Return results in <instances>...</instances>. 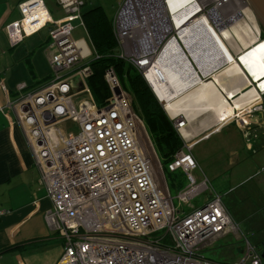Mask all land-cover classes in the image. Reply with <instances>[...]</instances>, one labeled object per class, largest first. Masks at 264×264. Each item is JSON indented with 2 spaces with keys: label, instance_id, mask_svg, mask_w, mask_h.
I'll use <instances>...</instances> for the list:
<instances>
[{
  "label": "built area",
  "instance_id": "2783aa9c",
  "mask_svg": "<svg viewBox=\"0 0 264 264\" xmlns=\"http://www.w3.org/2000/svg\"><path fill=\"white\" fill-rule=\"evenodd\" d=\"M54 1L63 18L53 20L43 0H24L18 5L20 19L6 25L4 32L8 43L17 46L50 26L48 80L33 90L18 85V97L9 107L24 129L51 204L42 218L62 245L56 264H264L260 251L238 238L221 196L206 178L194 176L197 165L191 144H184L164 168L151 158L143 122L112 69L104 74L110 97L102 107L95 104L87 86L89 62L84 63L91 50L84 39L73 38L74 22L85 30V2ZM165 4L121 1L111 21L119 58L148 85L158 62L172 63L174 46L190 76L205 81L180 42L176 28L183 22L174 20ZM189 5L194 13L188 25L204 18L221 37V27L234 17L241 15L234 25L245 20L241 9L247 7L245 0H191ZM260 38L257 31L256 40ZM152 93L167 113L166 103ZM252 113L264 119V105L257 102L235 110L229 121L247 128L245 117ZM168 118L177 132L187 128L181 115ZM67 123L76 125V133L67 129ZM163 172H180L185 179L174 198ZM8 214L0 208V219ZM230 234L243 248L239 259L215 262L205 257L204 252Z\"/></svg>",
  "mask_w": 264,
  "mask_h": 264
},
{
  "label": "crops",
  "instance_id": "0c3cea01",
  "mask_svg": "<svg viewBox=\"0 0 264 264\" xmlns=\"http://www.w3.org/2000/svg\"><path fill=\"white\" fill-rule=\"evenodd\" d=\"M22 1L24 0H0V208L9 213L0 219V264H56L62 255V245L46 228L42 218L51 204L40 184V173L24 129L18 124L14 110L9 107V104L18 97V85H25L27 89L33 90L44 84L50 76L47 55L41 48L47 44L48 37L43 41L36 39V36L43 30L50 29V26L24 39L17 46H11L7 41L4 27L20 19L18 5ZM43 1L53 20L63 18V12L54 0ZM84 2L86 6L91 4V8L96 7L91 0ZM243 22L245 26L254 29V43H257L259 40H256L257 31L254 27L256 23L254 24L247 16ZM229 38H223V41L231 55H227L228 52L225 50L220 55L223 56L222 59L218 56V60L214 66L212 65L211 74L229 67L232 62L240 71L241 79L235 75L237 79L229 78V81L224 83L225 89L233 92L231 97L223 95L225 102L230 105V115L219 119L216 113L211 112L221 103L216 104L210 99L209 95L212 92L207 88L208 80L201 82L197 78L188 87L193 89L190 96L201 106H193L195 109L190 117L181 115L187 121L186 135L181 133V137L192 145L190 154L196 146L207 144L208 152L191 156L199 170L198 178L204 177L208 182L210 178L227 174L238 179L245 168L250 166L245 159L247 157L245 149L251 147L246 134L251 132L255 136L256 133L264 131V119L260 113H256L254 119L250 121L251 125L246 129L237 122L235 124L227 121L231 119L235 110L239 111L249 106V104H244L241 108L235 106V100L238 101L241 94L245 95L252 90L255 93V99H250L253 100V105L257 102L264 105V73L256 71L253 68L254 64L249 71L242 62L244 54L241 56V53L251 49L253 44L248 38L245 39L246 44L238 41L233 37L232 31H229ZM253 77L255 79H252ZM187 99L181 102L183 107L187 105L189 107L190 101ZM182 106L176 107V110ZM208 106L210 109L213 108L210 111L202 109ZM251 139L254 140L255 137ZM219 150L224 152L222 159L212 152Z\"/></svg>",
  "mask_w": 264,
  "mask_h": 264
},
{
  "label": "rangeland",
  "instance_id": "374dc122",
  "mask_svg": "<svg viewBox=\"0 0 264 264\" xmlns=\"http://www.w3.org/2000/svg\"><path fill=\"white\" fill-rule=\"evenodd\" d=\"M91 1H92V4L95 3L96 6L101 7L106 18L109 21H111L114 18L116 11L119 8V5H120L122 0H91ZM238 1H241V0H238ZM91 6H92L91 4L87 5V6L85 5L84 9L85 8L90 9ZM241 10L243 11L244 16H247L250 19H252L254 24L256 23L254 25V27H255L256 31L260 32V35H261L262 28L259 25L255 16L252 15L253 13H252L251 9L249 8L248 4H247V7L244 5ZM232 11L233 10H231V13H232ZM240 17H241V15L234 17V19L237 20ZM234 19H233V21H235ZM233 21H230L224 27H221L222 28L221 30L232 31L233 28L235 27V25L233 24L234 23ZM243 23L244 22L238 24L237 26L244 29L245 25ZM72 25L75 28L73 31V38L74 39H80V38L84 39L85 43L87 44V46L91 50L92 56L88 57L84 61V63H88L91 60H93V58H94L93 49H92L89 37H88L86 31L84 30V28H82L78 22H74ZM188 26H186V28H188ZM196 27H198V29H193ZM196 27H193L192 29H187L188 33L184 34V33L179 32V34H178L181 41L183 42V45L187 51V54L189 56H191V59L196 58L197 56L195 55V52L194 53H191V52L188 53V51H190V48L195 47V51L199 52V50H200L198 48L199 45H201L202 47L204 46L203 48H206L205 45L208 46V44L210 46H212L213 49H207L210 51L211 55H213L219 51H222V52L225 51V50H220V46L224 45V41H223L224 37H220L221 40L218 39L219 41L215 42L213 37H208L207 33H209V29L205 25L200 24L199 26H196ZM253 33L254 32H252L251 36H253ZM206 35H207V37H205ZM48 36H49V29H45L40 33V35L36 36V39H38V40L40 39L41 41H43ZM206 41H208V43ZM258 43H264V40H262L260 38V41H258ZM258 43H256V46L259 45ZM41 48H42V50L44 49L45 55H47V52H46L47 46L42 45ZM204 51H201V52L204 53ZM246 51H248V50H246ZM245 52H242L241 56H242V54H245ZM199 54H201V53H199ZM229 54L230 53H228V55ZM193 61H194V59H193ZM179 74L180 73H178V75ZM212 74H210V75H212ZM210 75H208L205 78V81H207L210 78ZM252 79H255V77H253ZM201 82H204V81L201 80ZM171 84L173 85L174 83H171ZM179 85H180L179 89L177 87H175V85H173L172 87H174V88H171V90H172L171 94L169 92L168 98L164 99L165 102L168 101V104L166 105L165 108H166V110H169V108L171 110L173 108V105H175L173 108L175 110L176 107L182 106L181 105L182 101H186V99L188 98L187 101H190V102H188L189 107H188V105H187V107L182 106L179 109V111H182L187 117L188 116L190 117L192 111L195 109L192 107L196 106V105L201 106V104L197 103L198 101L196 102L192 98V96H190L191 95L190 93L193 92V89L191 90L188 86H182V84H179ZM176 97L179 99H177L176 101H174L172 103L171 99H175ZM213 99L216 101V104L224 102L218 96L214 97ZM252 104H249V106ZM202 109H204V111H208V110L210 111L211 110L209 108V106L206 109L205 108H202ZM164 113H165L166 117L168 118V114L165 111H164ZM208 115H210V114H208ZM255 115H256V113H252V114H249L248 116L245 117V118H247L245 120L247 121L249 126L251 125L250 121L252 120V118L254 119ZM188 119H190V118H188ZM189 121H191V120H189ZM227 121H229V119ZM232 122H234L236 124L235 120H233ZM66 127H67V129H69L73 133H76V131H77L76 125H74L72 123H67ZM242 127H244V126H242ZM144 129H145V135L147 137V140L145 139V142H147V148H148V151H149L151 158H153L154 161H156L155 158L158 159L159 162L161 163V165L164 166L162 163L161 157H159V155L155 152L154 146H153V144H152V142H151V140L147 134L145 125H144ZM176 133L180 137L183 145L186 144V142L183 140V137H181V133H179L177 131H176ZM251 137H255L254 140H256V141L251 139ZM246 139L248 140L249 144H251V147H247V145L245 144V147H247V149L249 150V151H247V149H245L246 150L245 152L247 155V157L245 159L250 166L245 168V171H243L241 173L242 175H240V177L238 179H236L235 176L230 177V175L227 174L224 176L218 175V176L214 177L213 179L210 178L209 182L212 185V187H211L212 190L214 192L220 194L222 204L225 206V209L228 210L232 222L235 224V226H237L238 238L239 237L242 239L245 238L252 247H255L258 251H261L262 250V244H264V131H262L261 133H258V134L256 133L255 136H253L251 134V132H249V137L247 135ZM253 141H254V144H253ZM206 145L207 144L204 143V144H200V145L196 146L194 149H192L191 154H194L196 156L197 154H201L203 152H208ZM202 150H204V151H202ZM212 152H213V155H215L216 157H218V158L220 157L221 159H222V157L224 158V152L223 151L219 150V151H212ZM198 171L199 170L197 169L193 173L196 178H198ZM163 175H164L165 179L163 178L162 175H160L161 182L163 181V179L166 181L169 193H170L171 197L174 198L176 196V193L180 189H182L184 184L186 183L185 179L180 174V172H177L175 174H169L168 172H163ZM178 183H180L181 186L178 185ZM178 186H180L179 189L176 188ZM238 238L236 236H234L233 234H230V236H227L225 238H222V239L216 241L214 243V245H212L210 250L204 252L205 257L210 258V259L214 260L215 262L236 261L237 259L240 258L241 254L243 252V248H242V246L240 244V240Z\"/></svg>",
  "mask_w": 264,
  "mask_h": 264
},
{
  "label": "trees",
  "instance_id": "16d2710c",
  "mask_svg": "<svg viewBox=\"0 0 264 264\" xmlns=\"http://www.w3.org/2000/svg\"><path fill=\"white\" fill-rule=\"evenodd\" d=\"M82 20L95 56L88 64L91 74L87 79L93 101L98 107H102L110 97L104 74L112 69L121 87L127 92L133 109L145 125L155 152L166 166L174 153L183 148L172 123L139 72L119 58L112 23L106 18L102 8L96 6L83 9ZM261 39L264 40V30ZM180 186L176 188L179 189Z\"/></svg>",
  "mask_w": 264,
  "mask_h": 264
},
{
  "label": "bare ground",
  "instance_id": "6f19581e",
  "mask_svg": "<svg viewBox=\"0 0 264 264\" xmlns=\"http://www.w3.org/2000/svg\"><path fill=\"white\" fill-rule=\"evenodd\" d=\"M190 1L191 0H165V3H166L165 6H166L167 12L170 13L171 15H173L172 18L174 20H179L181 23L183 22L182 26H180V24L177 25L176 29H177L178 34H179V32L184 33V34L188 33L187 29H192L193 27L199 26L200 24H203L208 28V26L206 24V19H204V18H202L201 20H199L196 23L189 24L188 28H186V26L189 23L188 19H190L192 17V14L194 13V7L189 5ZM193 29H198V27L193 28ZM232 32H233V37L238 39V41L242 42L243 44L247 43L245 40L246 38L250 39V43L253 44L254 37L251 38L253 31L250 27L245 26L243 29V28H240L239 26L235 25ZM221 33H222V37H224L225 39L229 38V31L222 30ZM207 35H208V37H213L215 42H218L219 40H221L220 39L221 36L217 35L213 31H211L210 29H209V33H207ZM207 35L205 37H207ZM253 35H254V33H253ZM179 39H180V37H179ZM229 39H231V38H229ZM180 42H181L183 48L185 49L181 39H180ZM206 42L208 43V41H206ZM258 44L259 45H257V46L255 45L251 49H249L247 51V53H245L244 55L242 54L244 56V58L242 59V62L246 65V68L249 71H251L249 68L254 64L253 68H255L256 71H259L262 74V73H264V43H258ZM203 47L201 45H199V47H198L200 49L199 52L195 51V47L190 48V51H188V53H190V52L194 53L195 52V55L197 57L193 58L194 63L196 65V67L198 68V70L200 71V73L203 75V77H207L208 75L211 74V72L213 70V66H214L213 64L215 63L216 60H218L217 57L219 56L218 57L219 59L223 58V56H220L221 54H223V52L219 53V54L217 52V53L211 55L210 51L207 49H213L212 46H210L208 44V46L205 45L206 48H203ZM172 50L174 53V55L172 56V63H160V62H158L157 66H155V68L153 69L154 78L148 80V85L150 86L152 91L156 94V96L162 102L166 103V105L168 104V101L165 102L164 99L168 98L169 92L171 94V91H172L171 88H174V87H172L173 85H175V87H177L179 89V87H180L179 84H182V86H188L189 84L194 83L196 80V78L194 76H190L189 68H188L186 62L184 60H181L180 59L182 57L181 54L176 52L177 48H175L173 46ZM220 50H227V48L224 45H221ZM201 51H204V53ZM199 53H201V54H199ZM177 54H179V55H177ZM190 58H191V56H190ZM223 62H225V60H223ZM178 73H180V74L178 75ZM235 75L239 79L242 78L240 75V71L236 68L235 63L232 62L229 67H227L223 70L219 69L218 71H216L212 75H210L211 79H208L209 85H207V88H209L212 92L209 95L210 99L212 100L214 97L218 96V97H220V99L222 101H224L215 110L211 111V112L216 113V115L219 117V119H221L222 117L225 118V116H228L231 113L230 105H228L229 103L225 102L223 95L225 94L227 97H231L233 95V92L227 91L225 89L224 83L229 81V78L237 79L236 77H234ZM171 83H174V84L172 85ZM241 86H243V85H241ZM177 99H179V98L176 97L175 99H171V102L173 103ZM210 99H208V100H210ZM250 99H255V93L252 90L249 91L248 93H246L245 95L241 94L239 100L238 101L235 100L234 104L236 107L241 108V107H243L244 104L248 105V104L252 103L253 100H250ZM166 105H165V107H166ZM252 105H250V106H252ZM174 106L175 105H173V108H174ZM173 108L171 110H170V108H169V110H166V108H165V110L167 111L169 116H175V115H184L185 116V114L182 111H179V110L176 111V108H175V110ZM243 109L244 108H242L241 110H243ZM239 113H241V112H239ZM181 133L184 136L186 135L185 130H182ZM224 209H225V207H224Z\"/></svg>",
  "mask_w": 264,
  "mask_h": 264
},
{
  "label": "water",
  "instance_id": "95a60500",
  "mask_svg": "<svg viewBox=\"0 0 264 264\" xmlns=\"http://www.w3.org/2000/svg\"><path fill=\"white\" fill-rule=\"evenodd\" d=\"M251 9L253 15L257 19L262 30H264V0H245ZM261 258H264V244H262V250L260 251Z\"/></svg>",
  "mask_w": 264,
  "mask_h": 264
},
{
  "label": "flooded vegetation",
  "instance_id": "af4514ba",
  "mask_svg": "<svg viewBox=\"0 0 264 264\" xmlns=\"http://www.w3.org/2000/svg\"><path fill=\"white\" fill-rule=\"evenodd\" d=\"M252 37H253V36H251V38H252ZM253 40H254V39H253ZM257 43H258V42H257ZM255 45H256V43L253 42V46H255ZM253 46H252V47H253ZM250 48H251V47H250ZM192 60H193V59H192ZM193 62H194V61H193Z\"/></svg>",
  "mask_w": 264,
  "mask_h": 264
}]
</instances>
